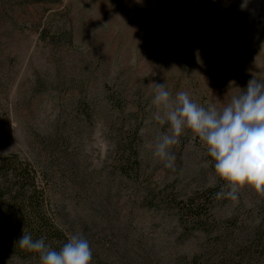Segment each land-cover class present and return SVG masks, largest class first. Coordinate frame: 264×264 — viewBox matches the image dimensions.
<instances>
[{
  "label": "rangeland",
  "instance_id": "374dc122",
  "mask_svg": "<svg viewBox=\"0 0 264 264\" xmlns=\"http://www.w3.org/2000/svg\"><path fill=\"white\" fill-rule=\"evenodd\" d=\"M253 78L264 82V0H0V150L51 175L61 226L113 264H187L206 241L155 196L217 175L190 130L171 148L175 170L154 155L172 134L154 119V83L222 108ZM122 122L138 128L136 178L117 167ZM215 212L264 223V193L245 186ZM0 264L41 261L0 250Z\"/></svg>",
  "mask_w": 264,
  "mask_h": 264
},
{
  "label": "trees",
  "instance_id": "16d2710c",
  "mask_svg": "<svg viewBox=\"0 0 264 264\" xmlns=\"http://www.w3.org/2000/svg\"><path fill=\"white\" fill-rule=\"evenodd\" d=\"M137 126L121 123L116 139L117 167L128 177L140 173ZM208 153V152H207ZM210 164L214 169V161ZM52 177L17 152L0 150V250L23 259L36 258L37 253L21 249L17 243L23 233L34 239L45 238L46 244L59 249L66 237L81 233L89 241L93 253L91 264H113L102 256L95 241L85 230L73 231L59 223L52 197ZM225 182L217 176L216 183L196 189L185 197L160 190L157 200L175 212L181 232L201 233L206 241L194 252L187 264H263L264 223H245L240 214L217 215L215 206L227 198L216 199ZM155 196L153 198L155 199Z\"/></svg>",
  "mask_w": 264,
  "mask_h": 264
},
{
  "label": "clouds",
  "instance_id": "9594fccd",
  "mask_svg": "<svg viewBox=\"0 0 264 264\" xmlns=\"http://www.w3.org/2000/svg\"><path fill=\"white\" fill-rule=\"evenodd\" d=\"M152 103L158 109L154 119L171 127V135L157 138L154 151L166 167L175 170L176 156L171 148L185 130H190L206 146L216 175L225 182L215 193L216 199L237 201L239 190L245 186L264 193V82L249 80L246 88L222 108L202 106L186 91L173 97L166 84L154 83ZM16 244L37 253L41 264H91L93 259L89 241L81 233L67 235L59 249L30 233H23Z\"/></svg>",
  "mask_w": 264,
  "mask_h": 264
}]
</instances>
